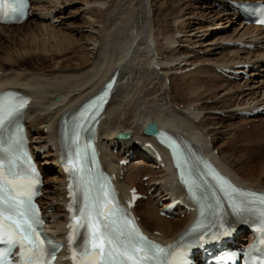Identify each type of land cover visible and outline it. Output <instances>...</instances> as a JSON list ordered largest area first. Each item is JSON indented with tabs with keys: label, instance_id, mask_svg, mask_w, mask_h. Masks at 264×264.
I'll list each match as a JSON object with an SVG mask.
<instances>
[{
	"label": "bare ground",
	"instance_id": "6f19581e",
	"mask_svg": "<svg viewBox=\"0 0 264 264\" xmlns=\"http://www.w3.org/2000/svg\"><path fill=\"white\" fill-rule=\"evenodd\" d=\"M112 1L111 4L106 5L104 11L101 10V12H99L102 16H95V23L99 25L98 27H100V29L98 33L99 36L95 37L94 40V36L82 40V35L80 39H75L72 35L68 38H64V35H59L58 31L54 30V27H52L53 21H57L58 18L54 15V12L50 10L51 7L40 8L38 7V2L34 0H32V10H40L42 12L40 16L37 17L40 23L39 25L31 29L30 20L28 19L20 26L0 27V32H3V34L0 35L4 37H0V52H2V55H0V92L12 89L31 97L32 102L27 111L28 116L25 119L29 133L32 131H35V134L39 131L43 133L44 129H46V136L44 134L45 138L43 137L45 140L43 141L39 138V140H37L38 142L36 141L32 147L35 152H40L42 149L49 147V153H53L51 156L48 154L50 156L49 163H52L56 167L58 177L52 180H45V183H53L54 187H52V189H50V187H45V195L40 201L46 211L53 209L51 214L47 215L48 218H55L54 222H52L53 233H58L61 230V222L64 216L63 181L65 180V175L60 168L58 158V128L60 118L62 115L76 110L84 101L97 94L103 84L111 78L116 71L119 73L116 93L108 105L105 113V120L100 126L101 138L104 140L102 143L103 160L107 171L117 173V161L126 158L127 153L130 151H134L135 153L141 152L146 148V143H152L157 148L154 137L143 135V129L149 123L155 122L158 130H166L173 136H177L174 131L175 128L169 123L171 121L184 127V135L187 136L191 142H196L203 146L206 158L215 164V166H217V168H219L230 180L235 181L238 185L243 187L254 189H261L264 187L263 182H254V178L250 176L249 173L240 175L235 166L236 163L232 160H228L226 157V150L215 151L216 147L214 146L215 143L213 139L216 133L214 134L213 132L206 131L207 129L205 127L207 124L205 115H200L204 110L222 112L229 108L233 110H237L238 108L243 110L244 107L252 105L255 107H264V80H255L236 85L228 83V81L220 76L217 77L216 74L213 75L212 73H214L215 66H217V68H229L231 65L236 64L234 62L235 56L233 57L232 54V60L230 57L227 62H225V60L219 64L216 62V65H212V67L197 68L194 70V73H190L191 77L193 76V78L199 79L200 87H202V84L204 85V91H222L223 94H226V98L224 96L225 100L221 102V106L218 105L219 103L216 104V102L212 106L201 104L193 107L192 103L194 104L195 102L191 104L185 103V105H183V108L186 109L185 111H187L190 106L193 108V111H199L198 113H192L189 110L188 114H190L191 117L187 116V113V115H185V112L182 114V112L180 113L176 110L165 112L166 110H163L159 104L166 98L165 96L168 98H170V96L160 91L162 86L161 77L163 76L164 78V74L162 75V70L158 67V65L160 66L161 64H159L156 59L157 55L155 50L157 51L158 48H154V44L151 43L152 35H150V33L148 34L145 28V22L150 12L147 6V0ZM152 2L154 3L153 12L159 13L164 8L163 10L167 12V16L166 13H163L164 15L162 16L165 17V19L171 18L172 16L181 20L190 17V12L188 13L187 9L186 12L183 8L177 9L175 6H172L176 1H172V5L167 2L159 7H157L158 1L152 0ZM55 9L56 8L53 10L55 11ZM212 10L214 13L212 17H215V19L211 21V23L217 25L216 19H218L219 14L225 13H222L223 11L217 12L214 9ZM116 11H122V14L124 11L123 17H119V19L116 20L111 19L110 15L114 14V12L116 13ZM224 11H227L226 13L229 16L234 17V15H238V13L226 3L224 5ZM45 18L51 21L48 22L47 25H43L45 21L43 19ZM227 23H229V21H227ZM242 24L243 23H240V25H238L242 30L241 37L254 34L258 39L264 40V31L252 27H241ZM182 26L183 25H180L181 28H183ZM225 27L220 26V28H215L214 25L211 27V30H225ZM18 29H23L20 36L16 34ZM165 36L166 35H164V37ZM35 37H38L40 39V41H38L41 43L37 42V44L35 42L36 40L34 41ZM29 38H33V40L29 41ZM173 39H175V37ZM80 41H85L86 44H88V42H93L95 45H92V52H86L85 50L89 45L86 46L83 43L84 45L81 46L82 44L80 45ZM222 42L219 43L220 48ZM50 44H52V46ZM166 44V47L160 46L158 52L164 54L171 53V55L174 56L175 54L169 50V48L173 46H171V40L166 42ZM259 44H261V42ZM46 45H48V48ZM14 47L19 49L13 52L12 49H14ZM76 48H79L78 51ZM36 50H38V54H35ZM66 51L68 52L63 54L62 58L59 60V55ZM42 52L49 53V55L46 54L47 56L44 58ZM232 52H238L239 54L240 51L234 50ZM22 53L28 56L25 57ZM183 53H185V50L182 52H180V50L178 51L179 55ZM262 57H264V52H259L254 55V61L252 60L253 66L260 62ZM256 59H258L257 62ZM247 60L248 59H244L242 62L246 63ZM75 61V65L78 67H83L89 63L90 68L83 73H78L76 70L68 72V70H73L71 67L74 66ZM242 62L238 61L237 63ZM190 64L194 65L196 62H190ZM262 68L264 70V67ZM50 69L51 72L48 75L50 78L47 77L45 81L43 80L45 76L42 77L34 73L21 75L19 73L28 70L43 72ZM163 72L167 75L166 71ZM250 75H252V73H250ZM222 81L232 85L231 88L228 86L230 89L228 88L227 90L226 88H222L223 85L218 86ZM192 86H194V83L186 84L185 88H182V86L181 88L182 90H190ZM221 88L223 90H221ZM141 94L143 95L142 97ZM55 96H58V98L56 99ZM216 96L218 95L213 94L212 98L214 99ZM149 98L151 99L147 100ZM141 104L145 106L141 108ZM183 108L182 110L184 111ZM224 113L226 112L224 111ZM229 117L233 119L232 115ZM259 120L263 121L264 119ZM245 121L246 120H244V122ZM40 128H43V130H40ZM42 133L40 132L39 134ZM119 133L129 134L130 138L117 140V135ZM211 133L214 134L213 139L210 137ZM243 133V131H239L238 137L241 136L242 138L244 135L242 136L241 134ZM235 139L236 136L230 138L231 141L225 142L224 145H233V141H237ZM242 143L245 144L243 141ZM108 146H111V151L108 150ZM115 147L117 148L116 154L113 152ZM225 148L227 149V147ZM231 150L232 149H228V152L231 153L229 159H236L238 164L242 165L245 163L246 165L251 161H260L263 166L264 131L260 132L258 140L254 141L252 145L244 146L241 144L238 148L236 147V149ZM252 151L260 152L261 154L250 156ZM160 153L163 155V159L159 163L160 166L158 170H156L157 165L155 163L146 166V163H144L141 158H135L137 164H134V161H132V163L126 167L122 180H119V186L126 196L128 190L136 186V183L143 177L142 175L150 176L151 182H149L150 179L147 181L150 187H155L157 182L159 183L154 190L155 196L149 197V201H153L154 205H151L152 207H145V210L140 211L139 207L142 203L138 202L135 211L141 218L142 226L146 232L149 234L158 232L160 236H155V238L160 241L168 242L174 240L184 228L186 225V218L184 220L180 219V217L171 220L166 219L165 217L159 216V210L154 207L159 201L165 198L164 192L173 193L176 190L174 187L176 177L172 163L164 151L160 150ZM234 168H236V170ZM143 169L145 171L147 170L148 174L145 171L143 172ZM239 170H242V168ZM157 174H160L159 178L154 177ZM139 177L141 178L139 179ZM54 191L55 194L52 193ZM144 192H146V190H144ZM156 193H158L157 196ZM53 203H57L58 205L53 207Z\"/></svg>",
	"mask_w": 264,
	"mask_h": 264
},
{
	"label": "snow or ice",
	"instance_id": "6c2138e0",
	"mask_svg": "<svg viewBox=\"0 0 264 264\" xmlns=\"http://www.w3.org/2000/svg\"><path fill=\"white\" fill-rule=\"evenodd\" d=\"M13 11L23 14L19 8ZM258 22L264 23V20ZM107 88L110 89L111 84ZM106 96L107 91L86 104L74 117L65 144L67 156L61 155L62 162L67 161L65 171L74 181V184L69 185L70 194L75 186L83 196L77 209L79 214H73L68 225L72 229L68 235L70 250L75 238L81 237V241H76L72 259L75 264H173L174 246L161 247L141 234L125 210L119 207L113 196L114 190L85 167L86 153L80 149V135L87 119H94L98 115V111L93 115L90 110L102 107ZM27 103V99L16 93L5 92L0 95V240L5 237L6 223L11 228L9 247L7 252L0 253V264H8L3 257L17 245L20 248L19 264H51L56 258L55 253L62 247L38 228L43 221L32 203V196L39 183V174L27 152L23 151V138L18 124ZM160 135L165 138L162 143L167 142L173 148L174 156L178 157V147L166 134ZM6 160L12 167H17L16 161L23 160L26 169L21 173L10 168L8 175L11 179L5 180L3 167ZM177 167L180 165L177 164ZM21 180L27 183H21ZM181 182L195 198L200 185L183 174ZM220 184V190L237 218H258L261 243H264V194L242 191L230 184L225 187L226 182L222 179ZM69 211H73L72 204H69Z\"/></svg>",
	"mask_w": 264,
	"mask_h": 264
},
{
	"label": "rangeland",
	"instance_id": "374dc122",
	"mask_svg": "<svg viewBox=\"0 0 264 264\" xmlns=\"http://www.w3.org/2000/svg\"><path fill=\"white\" fill-rule=\"evenodd\" d=\"M34 1L38 2V7H40V8L41 7H45V8L51 7L50 10H52L54 12V15L58 18L57 21H53L54 25L52 23L51 24H52V27H54V30L58 31L59 35H64V38L71 37V35H72V37H74L75 39H80V37L82 35L83 36L82 40L87 39L88 37L92 38V36H94L93 37V40H94L95 37L99 36L98 33H99L100 27H98L99 25L97 23H95V20H96L95 16L101 15V13H99V12H101V10L104 11L106 9V5L111 4V2H113L112 0H102V1L101 0H34ZM156 1H158L157 7H159L160 5L163 6V4L167 3V2H169L170 5H172L171 2L176 1L175 4H173L172 6H175L177 9L178 8L179 9L183 8V10L187 9L188 13L190 12V17L183 18L182 20L176 19L174 16H172L171 18L165 19V17L162 16L165 13L167 16V12H165L163 10L164 8L162 9V11H164V12L160 11L159 13L156 12L157 13L156 14L155 12H153L154 3L152 2V0H147V6H148L150 12H149V15L147 16V19L145 22V28H146V32L148 34L150 33V35H152L151 36V38H152L151 43L154 44L153 45L154 48L156 47L159 49L160 46L166 47V45H167L166 42L171 40V42H172L171 46L173 45L172 46L173 48L171 47V48H169V50L175 54L174 56H172L171 53H165L164 54V53L158 52L159 51L158 49H157V51L155 50V53L157 55L156 59L159 62V64H161L160 66L158 65V67L162 70V75L164 74V78L166 77L165 79L163 78V76L161 77L162 86L160 88V91L164 92L165 95L170 96V98L165 96L166 98L161 102V104H159V106H161V108L163 110L165 109L166 110L165 112H169L170 110H176L180 113L182 112V114H183V112H185V115H187L189 113V110L192 113H198L199 111H197V112L193 111V108H192L193 106H196V105L203 104V105H207V106H212L216 102V104L219 103L218 105L221 106V102L223 100H225L226 94H223L222 91H217V92H214V91L213 92H210V91L206 92V91H204L205 90L204 85L202 84L201 85L202 87H200L199 79L195 78V77L193 78V76L191 77L190 73H194L195 72L194 70L197 68L212 67V65H216V62L218 64L220 62L222 63L224 60H225V62H227V60H229L230 57L232 60L234 56H235L234 57L235 61L239 60L242 62L244 59L254 61V55H256L259 52H264V49L261 48V50H258L254 54H251L250 52H243V51H240L238 54V52H234V53L232 52L235 49L225 48L222 45L220 48L219 43L222 41L223 42L229 41V40H233L234 38L240 39L241 34H242V32H241L242 30L239 29L236 18L229 16V15L219 14L218 19H216L217 25L215 23L214 24L211 23V21H213L215 19V17L214 18L212 17L214 15V13L212 10L213 7H212L211 0H156ZM52 7L56 8L55 11L53 10L54 8H52ZM187 10H186V12H187ZM118 11H116V13L114 12V14L110 15L111 19L116 20V19H119V17L120 18L123 17L122 15H124V11H123V14H122V11L121 12H118ZM41 13L42 12L40 10L34 11V16H32L30 18V28L31 29L35 28L37 25L40 24L39 21L37 20V17H39ZM103 17H104V14H103ZM106 18H108V17H106ZM229 19H231V20H229ZM43 20H45L43 25H47L48 22H51L50 20L47 21L46 18ZM165 20L166 21L168 20V21L166 22ZM227 21H229V23H227ZM180 25H183L182 26L183 28H181ZM214 25H215V28H220V26L225 27L226 25L228 27L226 26L225 30H223V29L222 30H220V29L211 30V27ZM158 29H160V30H158ZM22 30L23 29H18L16 31V34L20 36V33L22 34V32H23ZM0 34L2 35L3 32H0ZM171 34H173V35H171ZM174 34H175V36H174ZM1 35H0V37H3ZM164 35H166V36L164 37ZM239 35H240V37H239ZM174 37H175V39H173ZM225 37L227 40L225 39ZM220 39H222V40H220ZM30 40H33V38H29V41ZM38 40L40 41V39L38 37H35L34 41L36 43L39 42ZM173 40L175 43L173 42ZM39 43H41V42H39ZM83 43L86 46L89 45V46H87L88 48L85 51L86 52H92L91 51V49H93L92 45H95V44H93V42H88V44H86L85 41H82V42L80 41V45L82 44L81 46L84 45ZM50 45L52 46V44H50ZM47 46L48 45H46V47ZM17 49H19V48L14 47V49H12V50L14 52ZM78 49H77V51H78ZM179 50H180V52L185 50V53L179 55L178 54ZM67 52L68 51L63 52L60 55L58 54L60 56V57H58V59L60 60L62 58V55L67 53ZM35 54H38V50L35 51ZM46 54L49 55V53L42 52V55L44 58L47 56ZM232 54H233V57H232ZM0 55H2V52H0ZM23 56L26 57L28 55L23 54ZM261 60L264 61V57H262ZM256 61H258V59H256ZM190 62H196V64L191 65ZM75 64H76V61L74 62V66L71 67V69H73V70H68V72H71V71L73 72L74 70H76V71H78V73H83V72L88 71V69L90 68L89 63L87 65H84L83 67H78ZM261 67H264V64H261ZM262 69L260 68L258 71H254L255 74L258 73V75L254 76V78L251 80H254V81L255 80H257V81L264 80V72ZM163 71H166L167 75ZM50 72H51V69L48 71H43V72L42 71L36 72L34 70L33 71L28 70V71H21L19 73L21 75H25L28 73L29 74L34 73V74L42 76V77L45 76L43 78V80L45 81L47 79V77L50 78V76H48L50 74ZM212 74L214 75L215 73H212ZM121 76H122V74H121ZM216 76L219 77L218 75H216ZM197 77H199V76H197ZM182 80H183V82H182ZM191 83H194V86H192L190 88V90H186V89L182 90V88H185L186 84H191ZM217 85H218V83H217ZM220 85L221 86L223 85L222 88H226L227 90L229 88L228 86H230V88L232 86V85H229L227 82H224V81H222V83H220L218 86H220ZM236 85H239V84H236ZM181 86H182V88H181ZM222 88H221V90H223ZM213 94L218 95V96H216V98L213 99L212 98ZM142 96L143 95L141 94V97ZM224 96H225V98H224ZM227 96H228V94H227ZM55 98H58V96H55ZM150 99L151 98H149L147 100H150ZM173 99L175 100V102ZM169 101H172V102H169ZM192 102H195V103L193 104ZM185 103H187V104L192 103V107L189 105L190 108L187 111H185L186 109L183 108V105H185ZM144 106H145L144 104L140 105L141 108ZM182 108L184 109V111L182 110ZM224 111L226 113H224ZM224 111H222V112L211 111L210 112V111L204 110L200 113L201 116L205 115V118H206L205 120H206V124H207V126L205 127L207 129L206 131L207 132H213L214 134L216 133L214 139H213L214 134L213 133L210 134V137H212L213 142L215 143L214 146L219 151H222V150L227 151L226 157L228 158V160H232L233 162L236 163L235 166L238 169V171H239L238 173L240 175H242L244 173H249V175L254 178L253 179L254 182L258 181L260 183H262V182L264 183V165L262 166V162L251 161V162H248L246 165H245V163L240 165L237 163L236 159L235 160H233L232 158L229 159V156L231 153L228 152V149H232V150L236 149V147L238 148L239 146H241V144L244 146H247V145L250 146L254 143V141L258 140V136H259L260 132L264 131V120L262 121V120H257V119L256 120L250 119V120H247L244 122L243 120L235 119L236 116H235V113H233V112L236 111V109L233 110V109L229 108L228 110H224ZM217 113H219V114H217ZM231 115H232L233 119L229 117ZM187 116L191 117L190 114H188ZM230 119H232V120H230ZM214 124H217V125H214ZM43 127H45V126H43ZM226 127H228V128H226ZM40 130H43V128L42 129L40 128ZM239 131L244 132L243 134H241L242 136L244 135L242 138H241V136L238 137ZM40 132L42 133V131H39V132H36L37 134H34L33 138H34L35 142L37 140H39V138L43 141L45 140L44 138L46 136V134H45L46 129H44V132L42 134H39ZM44 134H45V136H44ZM234 136H236L235 140H237V141H233L234 142L233 145H227V144L224 145L225 142L231 141L230 138H232ZM242 141L245 144H243ZM225 147H227V149ZM48 154H50V156L53 155V153H49V151H47V152H45V154H42L39 156L38 161L44 165L43 168H44L45 180H52V179H56L58 176H57L56 167L52 163H49L50 162V160H49L50 156ZM258 154H261V153L256 152V151H252L250 156L251 155L252 156L258 155ZM232 161H231V163L233 164ZM146 168H148V167H146ZM236 168H234V169L236 170ZM241 168H242V170H239ZM144 171L145 170L143 169V172ZM145 172L147 173V170ZM142 176L145 177L144 175H142ZM146 176H148V175H146ZM154 177L159 178L160 174H157ZM140 178L141 177H139V179ZM142 178H141V180H139V182L136 183V186L140 187L141 189H143L145 184L147 183L146 181H142ZM149 182H151V179L149 180ZM48 187H50V189H52V187H54V184L49 183ZM52 193L55 194V191ZM57 205H58L57 203L56 204L53 203L54 207H56ZM151 205H154L153 201H149L148 199L142 201V205L140 204V207H139L140 211L145 210L149 206L152 207ZM154 207L156 209L159 208V207H157V205ZM180 219L184 220V218H182V217H180Z\"/></svg>",
	"mask_w": 264,
	"mask_h": 264
},
{
	"label": "water",
	"instance_id": "95a60500",
	"mask_svg": "<svg viewBox=\"0 0 264 264\" xmlns=\"http://www.w3.org/2000/svg\"><path fill=\"white\" fill-rule=\"evenodd\" d=\"M144 133L148 136H156L158 131L156 129V124H149L147 128L144 130Z\"/></svg>",
	"mask_w": 264,
	"mask_h": 264
}]
</instances>
